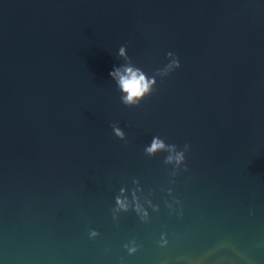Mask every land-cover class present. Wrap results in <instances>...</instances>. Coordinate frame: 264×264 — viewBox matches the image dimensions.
Listing matches in <instances>:
<instances>
[{
    "label": "water",
    "instance_id": "obj_1",
    "mask_svg": "<svg viewBox=\"0 0 264 264\" xmlns=\"http://www.w3.org/2000/svg\"><path fill=\"white\" fill-rule=\"evenodd\" d=\"M0 264H264V0H0Z\"/></svg>",
    "mask_w": 264,
    "mask_h": 264
},
{
    "label": "clouds",
    "instance_id": "obj_2",
    "mask_svg": "<svg viewBox=\"0 0 264 264\" xmlns=\"http://www.w3.org/2000/svg\"><path fill=\"white\" fill-rule=\"evenodd\" d=\"M120 54L126 55V49L123 46L120 48ZM169 55H172V53L170 52ZM171 65L179 67V58H174L169 66ZM109 75L117 80L120 90L123 93L121 99L125 103L130 104L138 103L146 93L151 91L152 85L155 83L154 78H149L142 71L134 69L131 66L114 65L113 68L109 70ZM117 132L122 135L120 130H117ZM160 147H163V141L158 137H153L152 143L146 147V150L152 152ZM176 158L179 160L181 155L177 154ZM169 159H171V157H169ZM117 199L118 202H120V198Z\"/></svg>",
    "mask_w": 264,
    "mask_h": 264
}]
</instances>
